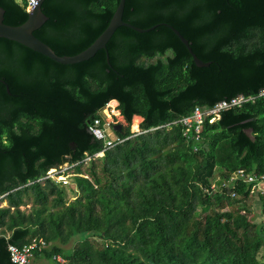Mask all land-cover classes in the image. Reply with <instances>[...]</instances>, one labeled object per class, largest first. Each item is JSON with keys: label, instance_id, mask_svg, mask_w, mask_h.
Instances as JSON below:
<instances>
[{"label": "trees", "instance_id": "obj_1", "mask_svg": "<svg viewBox=\"0 0 264 264\" xmlns=\"http://www.w3.org/2000/svg\"><path fill=\"white\" fill-rule=\"evenodd\" d=\"M119 3L46 0L49 20L34 35L58 56L78 55ZM27 5L0 0L4 23L24 24ZM123 20L157 28L120 27L76 65L0 38V264H15L9 246L35 241L48 264H264V193L231 181L239 170L264 175V98L206 119L199 141L181 125L156 129L264 88V0H126ZM162 24L211 66L197 67ZM113 101L125 142L86 163L105 150L89 126ZM65 164L77 165L72 202L61 183L40 181Z\"/></svg>", "mask_w": 264, "mask_h": 264}, {"label": "built area", "instance_id": "obj_2", "mask_svg": "<svg viewBox=\"0 0 264 264\" xmlns=\"http://www.w3.org/2000/svg\"><path fill=\"white\" fill-rule=\"evenodd\" d=\"M27 1V11L28 13L32 12L41 2V0H26ZM264 98V88H262L258 94L256 95H239L231 100H224L218 102L215 106L210 109H203L201 107H197L194 109L193 113L190 116L183 117L178 121L172 122L165 126L156 128L163 129L168 128L171 129L173 126L181 125L186 129L185 136L189 138L190 133L192 132L193 138L196 141L200 140L201 133L203 131V125L206 119H209L210 124H213L221 119V116L224 112L243 108L245 105L250 103H255L258 99ZM105 109L101 111V117L97 118L93 124L89 126L90 133L95 137L97 141L104 142L105 150L97 153L94 157L88 156L85 159V162L88 163L92 160V158H99L104 156V152L106 150L112 149L120 144L125 142V139H121L116 134V140H112L110 135L106 129V120L108 118L105 115ZM111 116V115H110ZM114 118V117H113ZM116 124L115 118L112 122L111 128L114 132V125ZM153 129L152 131L156 130ZM77 165L65 164L64 166L58 169H52L48 172L47 177L43 178L40 181H45L46 179H51L57 183H61V186H68L71 183V178L77 176L75 174V167ZM71 171V172H69ZM240 180L253 184V191L264 193V175L258 176L255 172L247 173L244 170H239L233 174L232 182H234L232 189L235 190L237 188L236 183ZM217 185H213L212 189L215 190ZM233 197H236V194H233ZM2 198V197H1ZM40 247L46 248V244L43 241H35L31 245L25 246L23 248L17 246H9V252L11 254L12 261L15 264H31L32 260L35 256V252L40 249ZM56 264H65L66 261L61 256H56L53 258Z\"/></svg>", "mask_w": 264, "mask_h": 264}, {"label": "water", "instance_id": "obj_3", "mask_svg": "<svg viewBox=\"0 0 264 264\" xmlns=\"http://www.w3.org/2000/svg\"><path fill=\"white\" fill-rule=\"evenodd\" d=\"M45 1L46 0H41L39 5L29 13L28 20L20 26L6 25L4 23L6 11L2 7H0V38L21 44L22 46L27 47L28 49L39 53L61 65H76L91 60L99 51L107 49L108 43L120 27H127L139 33H147L157 28V26H154L150 29H140L129 23H126L123 20L126 0H120L119 6L108 28L88 49L75 56H58L51 47H49L34 35V33L41 29L49 20V18L42 11V6ZM162 25H165L173 30V32L178 36V38L188 49L197 67L207 68L211 66L210 62L205 63L197 57V55L193 52L190 42L185 37H183L178 30L167 24ZM107 59L108 63L110 64L109 57ZM110 105H114L116 108H118L119 103L117 101H113ZM101 111L97 113V115L101 116ZM105 112L108 116L107 111ZM113 120V116H111L109 120L107 118L106 129L108 134L110 135V138L112 140H116V133L111 128ZM121 127L122 126L120 125L114 127V130L116 131ZM248 134L251 135V132H248Z\"/></svg>", "mask_w": 264, "mask_h": 264}, {"label": "rangeland", "instance_id": "obj_4", "mask_svg": "<svg viewBox=\"0 0 264 264\" xmlns=\"http://www.w3.org/2000/svg\"><path fill=\"white\" fill-rule=\"evenodd\" d=\"M105 111H107V114H108V120H109V118L111 117V116H113L114 118H115V121L117 122V123H119L120 124V126H124V127H127L128 126V124L126 123V121L124 120V118L121 116V113H120V111L119 110H117V108L114 106V105H108L106 108H105ZM111 116H110V115ZM106 115V114H105ZM136 118V117H135ZM134 118V120H133V124L135 123V124H138V119L136 118L135 119ZM143 122V119L141 118V121L139 122V124H138V129L137 130H134V125L132 124V126H131V131L133 132V133H139L140 132V124ZM69 172H71V171H69ZM71 183H70V185H68V186H64L65 187V189L67 190V193H68V195H69V202H72V201H74L77 197L74 195V193L72 192V189H76V185H75V183H74V181H73V178H71ZM8 206V203H7V201H4L2 198H0V209L1 208H6ZM31 207H32V201H30L29 203H28V205L27 206H23L21 209L23 210V211H26V212H30V210H31ZM259 215H261V211H259V212H257V214H255V217H254V219H258V220H260V216ZM68 247H70V245L68 246ZM67 247V248H68ZM259 259L260 260H262V261H264V250H262L261 252H260V255H259ZM31 264H48V262H46L45 260H41V259H37V257L36 256H34V258H33V260H32V263Z\"/></svg>", "mask_w": 264, "mask_h": 264}, {"label": "bare ground", "instance_id": "obj_5", "mask_svg": "<svg viewBox=\"0 0 264 264\" xmlns=\"http://www.w3.org/2000/svg\"><path fill=\"white\" fill-rule=\"evenodd\" d=\"M133 125H134V130H137L138 127H139L138 124H135V123H134Z\"/></svg>", "mask_w": 264, "mask_h": 264}, {"label": "crops", "instance_id": "obj_6", "mask_svg": "<svg viewBox=\"0 0 264 264\" xmlns=\"http://www.w3.org/2000/svg\"><path fill=\"white\" fill-rule=\"evenodd\" d=\"M116 133V132H115Z\"/></svg>", "mask_w": 264, "mask_h": 264}]
</instances>
